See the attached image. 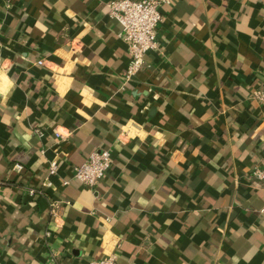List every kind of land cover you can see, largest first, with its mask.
I'll use <instances>...</instances> for the list:
<instances>
[{
	"label": "crops",
	"instance_id": "1",
	"mask_svg": "<svg viewBox=\"0 0 264 264\" xmlns=\"http://www.w3.org/2000/svg\"><path fill=\"white\" fill-rule=\"evenodd\" d=\"M111 1L0 0V264H264V0L164 4L130 80Z\"/></svg>",
	"mask_w": 264,
	"mask_h": 264
},
{
	"label": "built area",
	"instance_id": "2",
	"mask_svg": "<svg viewBox=\"0 0 264 264\" xmlns=\"http://www.w3.org/2000/svg\"><path fill=\"white\" fill-rule=\"evenodd\" d=\"M172 0H112L109 4V13L116 17L122 25V38L128 44L130 63L126 71V80L139 72L145 64V57L149 51L158 48L157 29L163 20L161 7ZM44 64L43 60L38 61ZM252 98L264 105V83L252 93ZM59 136L60 134L57 133ZM112 165V155L108 149L94 151L80 165L75 167L74 177L83 184L93 187L103 179ZM16 169L21 171L23 165L16 164ZM59 164L57 160L49 162V178L44 185H53L51 179L58 173ZM253 179L264 180V167H257L252 174ZM66 184L67 181H64ZM34 195L37 191L34 188L29 190ZM51 213L58 214L60 204L51 203ZM264 212V208L261 210ZM90 264H118L117 254L110 253L101 259L93 260Z\"/></svg>",
	"mask_w": 264,
	"mask_h": 264
}]
</instances>
